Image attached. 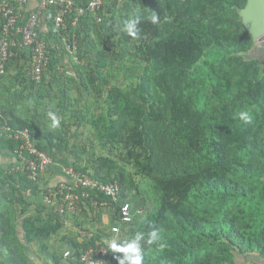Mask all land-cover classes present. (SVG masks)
<instances>
[{
  "label": "trees",
  "instance_id": "obj_1",
  "mask_svg": "<svg viewBox=\"0 0 264 264\" xmlns=\"http://www.w3.org/2000/svg\"><path fill=\"white\" fill-rule=\"evenodd\" d=\"M245 4L246 0H125L119 7L115 3L107 7L118 8L127 28L116 44L115 55L132 56L137 75L125 90L109 86L102 77V86L107 83L106 110L86 122L103 146L119 149L120 157L94 158L92 151L90 175L116 179L119 198L131 203L134 191L140 195L141 205L140 183L126 165L151 184L154 205L119 231V237L127 232L131 238L144 234L140 241L144 264H238L235 253H253L264 259V72L260 62L248 56L254 43L241 20ZM106 17L99 23L82 17L74 29L78 45L83 42L81 32L88 33L89 23L101 26ZM66 23L70 27L69 17ZM77 51L82 58L80 48ZM16 52L9 65L22 67L17 75L21 78L29 58L18 49ZM52 57L55 61L57 56ZM90 81L93 83V78ZM81 84L87 87L85 82ZM60 91L63 95L56 111L64 112L73 102L66 88ZM241 112L251 116L250 123L239 118ZM81 117L84 124L85 116ZM8 123L28 128L40 148H44L39 141L43 139L50 148L69 147L70 127L64 120L53 130L15 115ZM10 143L15 149L17 143ZM72 166L82 172L89 169L80 167L77 159L72 160ZM9 176L15 190L19 189L15 185L40 189L39 182H31L20 171ZM99 197L110 200L101 193ZM117 217L118 210L112 222ZM57 218L51 212L38 227L27 219V239L57 232L61 227ZM0 226L6 263L34 264L24 255L23 244L17 245L10 237L13 230L3 213ZM153 230H158L159 239L148 244V233ZM89 234L86 245L73 241L70 264H80V253L97 243L108 249L106 264H118L121 253L110 248L113 233L99 230ZM62 256L53 253L54 264H60Z\"/></svg>",
  "mask_w": 264,
  "mask_h": 264
},
{
  "label": "built area",
  "instance_id": "obj_2",
  "mask_svg": "<svg viewBox=\"0 0 264 264\" xmlns=\"http://www.w3.org/2000/svg\"><path fill=\"white\" fill-rule=\"evenodd\" d=\"M28 2L29 0H0V78L7 74V66L11 58L17 55L18 49L29 58L25 65L24 77L34 83H40L50 63L51 54L46 38L40 34L39 27L43 17L49 16L52 29L61 36L62 41V31L68 32L69 43L64 48L71 60L78 63L74 29L82 17L88 16L99 23L104 15L103 8L107 0H87L83 3L76 0H38V6L21 20L20 8ZM66 17L70 18V27L67 26ZM261 42H264V34L254 44L259 45ZM3 131L10 140L17 143L14 149L16 164L13 171H20L31 182L40 183L39 193L43 204L58 217L72 218L83 205L88 208V213L92 214L103 208L112 210V214L118 210V217L110 226V232L113 234L119 232L123 224L133 221L134 209L128 200L119 198V183L116 179L101 180L90 175L93 173L92 169L82 172L72 165H66L62 167L66 179L54 184L43 182L42 174L53 163L49 152L38 146L37 138L28 128H12L5 124ZM100 193L110 200L100 199ZM86 199L89 200V205ZM107 254L106 246L97 243L82 251L78 261L80 264H105ZM70 255V250L64 252L65 257Z\"/></svg>",
  "mask_w": 264,
  "mask_h": 264
},
{
  "label": "rangeland",
  "instance_id": "obj_3",
  "mask_svg": "<svg viewBox=\"0 0 264 264\" xmlns=\"http://www.w3.org/2000/svg\"><path fill=\"white\" fill-rule=\"evenodd\" d=\"M118 8L112 10H108L107 7L105 9V12H107L108 16L105 18L106 22H103L100 25H97L95 23H89L88 26V33L81 32L80 39L83 41L82 44L78 45L77 40V47L80 48V56L78 54V63L71 60V58L68 57L66 52V45L69 43L68 40V32L62 31L63 35V41L62 46L59 45L61 48V53L59 54V49L57 52V57L55 61L53 60L54 55L53 52H51L50 59L53 60L50 64L52 67L50 70V67L46 69L45 74H53L55 76V82L49 86L48 89H45V92H47L45 98L42 97L40 94V91H42L43 86L39 87L38 90L34 89V92L31 93L28 98H21L19 102H16L12 105V109L16 110L19 115L22 117H26L30 120H33L36 124L40 126L42 129H49L53 130L51 127V120L48 117L47 113L49 111L58 112L57 105L60 103V99L58 96V92L60 94V89L62 85V81L65 80L68 87L72 91V95L74 97V92L76 89V85L80 86L82 88V91H84L86 88V93L84 95L81 94L80 98L74 97V101L72 103V106L66 110L68 112H58L56 113L61 121L64 120L66 123L69 124V120L71 123H78L77 128H80L79 130L82 131L83 134H85L87 140L89 139L88 144L90 146V149L87 147H81L79 145H75L73 143H70V145H74V148H76L75 154L80 155V160L83 165H89V160L91 158V153L93 151L94 158L97 157V155H108L112 158H119L120 157V151L118 148L111 147V146H103L96 138L94 133V128L91 124H88L86 122V119L91 118H97L101 117L104 113L105 106V97H106V84L108 83L109 86L117 85L120 86L123 90L131 83L132 81H135L137 73L136 66L134 65L136 63V60L129 56L128 53H125L122 58H118L117 55H115L118 51V47L116 46L120 36L124 34L123 31H126L127 28L124 26V21H122L121 17L119 16V12L117 10ZM108 21V22H107ZM127 22V21H126ZM103 25V26H102ZM85 26V25H84ZM87 28V26H85ZM84 27V28H85ZM57 37H60L58 33H56ZM83 36V37H82ZM57 46H58V40H56ZM263 43V42H261ZM258 45V43L256 44ZM65 47V48H64ZM78 52V51H77ZM116 52V53H115ZM15 62V61H14ZM17 63V62H16ZM137 63L138 59H137ZM142 67V66H141ZM264 72V68H263ZM102 77H105V79L108 81L105 83V85L102 86ZM91 78H93V83ZM85 82L87 87L84 85H79V83ZM43 83V81H42ZM42 83L40 85H42ZM36 85V86H40ZM14 93V90H13ZM10 95V90L8 92ZM53 94L56 95V99L52 100L51 97ZM41 95V96H40ZM84 117V124L81 122L80 118L83 119ZM91 117V118H90ZM103 119V118H101ZM101 126V124H100ZM93 139V142L90 140ZM76 143V141H75ZM79 149L77 153V149ZM120 148V145H119ZM96 153V154H95ZM91 155V156H90ZM67 158L69 156L67 155ZM71 162V161H70ZM71 165V164H69ZM126 170L132 174V177L137 181V183H140V190L141 195L144 198L143 205H141L140 202V195L136 192L132 191L130 193V200L132 204V209H134V219L141 218L144 213L154 205V191L151 187V184L142 178L140 175H136L134 173V168L131 165H126ZM110 210V209H109ZM108 213V214H107ZM106 215L102 217L103 222H107L110 220V213L107 210ZM90 218V217H87ZM109 218V219H108ZM133 219V221H134ZM88 228L94 229L96 226V229L94 231L102 230V222L97 221L92 216L88 221ZM102 227V228H101ZM120 231V230H119ZM119 233L117 232L112 235V240L117 241H126L131 239V235L129 232L126 234H122L121 237H119ZM51 244L53 245H60L61 243L59 241V237H51ZM50 244V241H49ZM54 247V246H53ZM56 247V246H55ZM32 249V246H31ZM67 250V249H66ZM65 250V251H66ZM58 253L62 254L64 256V252L61 253L59 250H55ZM51 250L49 249L47 253L50 254ZM30 254V253H29ZM123 253H121L122 257ZM236 254V261L238 264H264V259L258 257L256 254H249L246 257ZM49 256V255H48ZM244 257V258H243ZM36 258V257H35ZM244 259V261L242 260ZM39 259V258H38ZM48 260L47 258H45ZM41 262L43 259H39ZM7 264L6 263V256L5 252L0 248V264ZM43 264H46V262L43 260ZM65 264H68L67 262H64Z\"/></svg>",
  "mask_w": 264,
  "mask_h": 264
},
{
  "label": "crops",
  "instance_id": "obj_4",
  "mask_svg": "<svg viewBox=\"0 0 264 264\" xmlns=\"http://www.w3.org/2000/svg\"><path fill=\"white\" fill-rule=\"evenodd\" d=\"M79 3H83L87 0H76ZM125 0H107L105 3V7L103 8V14L104 16H108L107 12H105L106 7H109L113 3L116 4V7H119ZM38 6V0H29L27 5L20 8V19H25L30 11L35 9ZM40 34L43 38H46V40H49V44L51 46V49L56 52L54 53L57 56V52L59 49V54L61 53V48L59 45L62 46V39L60 37L56 36L55 34H51L50 30L54 31L52 29V22L49 19L48 15H45L43 19L40 22ZM83 37V36H82ZM56 40H58V46L56 43ZM68 55V53H67ZM248 56H250L253 59H257L260 64L262 65V68H264V42L260 43L259 45L254 44L251 50L248 52ZM70 58V56L68 55ZM22 60L19 62L22 64ZM22 67H16V65L12 64L9 65L7 74L0 78V213L5 214V216L9 219V224L12 227L13 234L10 235V237L15 238L17 241V245L19 243L23 244V253L26 256V258L29 260V262L34 264H43L42 261L44 260L46 264H54L52 259V254L57 253L59 255H62L58 253L55 250L61 251L63 253L66 249L71 251V255L73 254V251L75 249V246L73 244V241H76L81 246L86 245L89 242V232H96L94 229H96L99 226H96L94 229H89L87 226L89 219L93 216L94 219L97 221L102 222V230L106 231V235H108L110 232V226L113 224L112 222V210H109L107 208H103L100 211H97L99 213L98 217H96L97 213L92 214L88 213V208L84 205L81 206L78 213L72 217V218H59L57 214V219L61 223V227L57 230V232L51 234L50 236L46 238L42 237H36L32 240H28L26 237L25 232V221L28 219L31 221V225L33 227L41 226L42 223H44V220L49 218L50 213L52 210L46 205L43 204L41 194L39 193V190H37L35 187H27L23 188L22 186L15 185L18 187V190H15L11 187L9 180H10V174L13 172V168L16 164V157L14 154V149L10 148V141L15 143V141L10 140L3 131V126L5 124L11 126L8 123V120H12V115L17 116L21 119H24L26 117H22L18 114V112L14 109H12V105L16 102H19L21 98L24 97L28 98L29 95L34 92V89H37L39 87L43 86L42 91H40V94L43 98L46 97L47 92H45V89H48L50 85H52L55 82V76L51 74H45L44 75V81L40 83H31L29 80L24 79V74L21 78H17L18 71L21 70ZM51 72L53 69H51ZM42 83V85H40ZM40 85V86H36ZM79 85H82L79 83ZM61 88H66V95H68L72 102L74 101V97L80 98L81 94L86 93L85 90L82 91V88L80 86L76 85V89L74 92V97L71 94L72 91L68 87L65 80L62 81ZM10 90V95L8 94ZM14 90V93H13ZM40 95V96H41ZM62 92L60 91V94L58 92L59 99L61 100ZM86 96V95H84ZM52 100L56 99V95L53 94L51 97ZM58 106V105H57ZM68 112V111H64ZM14 119V118H13ZM15 122V121H14ZM70 131L68 132L69 137V147L65 149V147H61L59 149L53 147L50 148L48 141L46 140H39L41 145L49 152V154L53 158V163L47 168V170L42 174V181L43 182H50L51 184L56 183L57 181L64 180L66 177L64 176L62 172V167L71 164L72 160L77 159L80 167L84 168V165L81 163L80 155L76 154L72 155L70 152L73 151L75 153L76 148H74V145L79 146H85L90 149L89 139L87 140L85 134L82 133L77 128V124H72L69 119V125ZM12 127V126H11ZM12 128H18V127H12ZM76 141V143H75ZM70 143H73L70 145ZM48 144V145H47ZM66 146V145H65ZM73 149V150H72ZM80 148L77 149V153ZM67 155L69 158H67ZM75 157V158H74ZM74 158V159H73ZM71 161V162H70ZM89 169H91V165H87ZM9 176V177H8ZM11 187V188H10ZM108 212L110 213V220L107 222H103L102 217L106 215ZM108 214V213H107ZM90 217V218H87ZM109 219V218H108ZM1 230V226H0ZM59 237V243L60 245L51 244V237ZM105 241L109 242V237L105 236ZM50 241V244H49ZM32 246V249H31ZM54 246V247H53ZM56 246V247H55ZM1 248V247H0ZM5 252V256L7 254L6 249L1 248ZM51 250L50 254L47 253L48 250ZM66 250V251H67ZM30 253V254H29ZM49 255V256H48ZM241 256V255H240ZM36 257V258H35ZM246 257V256H245ZM42 258L43 260L39 262V259ZM47 258L48 260H46ZM244 258V257H243ZM242 260L244 261V259ZM263 259V258H262ZM60 264H65L64 262H69V256L65 257L62 256L60 259ZM106 264V261H105Z\"/></svg>",
  "mask_w": 264,
  "mask_h": 264
},
{
  "label": "clouds",
  "instance_id": "obj_5",
  "mask_svg": "<svg viewBox=\"0 0 264 264\" xmlns=\"http://www.w3.org/2000/svg\"><path fill=\"white\" fill-rule=\"evenodd\" d=\"M155 22V16L153 17ZM51 120V127L53 129L59 128L61 124L60 117L53 111L47 113ZM239 118L245 123L251 122V116L246 112L239 113ZM144 239L143 233H136L131 239L126 241L112 240L110 248L115 252L123 253L122 257H118V264H144V253L141 248L140 241ZM159 239L158 230H153L148 233V244H153Z\"/></svg>",
  "mask_w": 264,
  "mask_h": 264
},
{
  "label": "water",
  "instance_id": "obj_6",
  "mask_svg": "<svg viewBox=\"0 0 264 264\" xmlns=\"http://www.w3.org/2000/svg\"><path fill=\"white\" fill-rule=\"evenodd\" d=\"M240 15L244 27L255 43L264 34V0H246Z\"/></svg>",
  "mask_w": 264,
  "mask_h": 264
}]
</instances>
